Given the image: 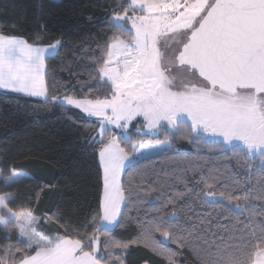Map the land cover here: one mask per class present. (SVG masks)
I'll use <instances>...</instances> for the list:
<instances>
[{"label": "snow or ice", "instance_id": "1", "mask_svg": "<svg viewBox=\"0 0 264 264\" xmlns=\"http://www.w3.org/2000/svg\"><path fill=\"white\" fill-rule=\"evenodd\" d=\"M117 7L121 11L113 14L116 34L104 44L95 68V78L110 89V95L63 98L67 105L99 119V140L92 138L102 145L103 195L98 221L93 219L91 232L69 230L73 234L46 236L37 231L39 220L30 205L14 209L11 204L16 197L0 194V231L18 233L16 244L0 252V264H108L117 250L125 252L141 242L109 237L104 242L107 257L99 254L101 235L122 217L127 189L121 176L126 168L139 164L133 154L160 146V142L137 144L128 135H113V125L126 131L142 117L149 132L166 125L173 133H185L186 138H222L217 141L221 147L242 150L247 157L258 153L264 162V0H128ZM60 44L56 40L42 47L0 32V89L49 99L45 61L57 54ZM24 178L26 174L15 169L7 176L0 172L5 187ZM201 182L204 189L199 193L188 192L203 197L213 210H234L217 200L213 184ZM184 195L165 204L173 207L168 228L180 219L175 206ZM220 197L241 209L236 203L240 197L224 192ZM212 215L209 212L190 230L185 229L186 236L180 241L171 239L159 222L148 227L141 239L168 264H175V253L156 244L155 232L180 247L189 244L202 264H264V221L257 223L250 217L242 227L233 225L231 230L217 221L229 233L223 237L211 231Z\"/></svg>", "mask_w": 264, "mask_h": 264}, {"label": "trees", "instance_id": "2", "mask_svg": "<svg viewBox=\"0 0 264 264\" xmlns=\"http://www.w3.org/2000/svg\"><path fill=\"white\" fill-rule=\"evenodd\" d=\"M127 3L128 0H0V32L39 46L61 41L57 54L45 61L49 99L0 90V172L7 175L15 169L27 173V178L11 187L0 181V194L12 193L16 197L11 204L14 209L30 205L39 220L37 231L46 236L73 234L69 230L91 232L93 219L98 221L101 213L102 145L92 139L99 140V123L50 98L67 95L102 99L110 95V89L95 78L96 61L103 55L104 44L116 34L113 14L121 11L117 5ZM141 129V121L136 120L126 134L114 129L112 134L128 135L134 143L167 140L169 148L138 160L136 167L130 166L122 174L121 181L127 189L122 217L117 226L101 235L99 254L107 257L104 242L109 237L141 242L125 252L117 250L108 264H168L141 239L146 229L158 222L164 224L171 239L180 241L186 236L184 230H190L209 212L213 214L211 231L223 237L229 233L217 221L229 230L233 225L242 227L250 217L257 223L264 221V162L260 156L247 157L242 150L233 151L218 142H205L204 138H186L185 133L148 138L137 133ZM202 180L213 184L217 200L234 210H213L203 197L193 195L204 189ZM221 192L240 197L236 203L243 211L220 197ZM180 193L185 194L175 206L180 219L168 228L166 222L173 207L165 204ZM153 240L175 253V264H202L189 244L180 247L159 232L153 234ZM16 241V231H0V252Z\"/></svg>", "mask_w": 264, "mask_h": 264}, {"label": "rangeland", "instance_id": "3", "mask_svg": "<svg viewBox=\"0 0 264 264\" xmlns=\"http://www.w3.org/2000/svg\"><path fill=\"white\" fill-rule=\"evenodd\" d=\"M53 1H57V0H53ZM131 15V14H130ZM42 47H47V46H42ZM1 91H11L10 89H0ZM13 92V91H12ZM17 93V92H16ZM18 94H22V95H26V94H24V93H18ZM26 96H29V95H26ZM31 97H35V98H41V99H45V97H43V96H31ZM58 99H57V101L59 102V103H61L62 105H64V106H67V107H70V108H73V109H75V110H77L79 113H80V115L82 116V117H84V118H87V119H92V120H94V121H96V122H98L99 123V119L97 118V117H89L85 112H83L81 109H78V108H76L75 106H73V105H67V103L66 102H64V100H63V98H64V96H59V97H57ZM75 99V98H74ZM136 120H140L141 121V124H142V129L141 130H137V133H140V134H143V135H145L146 137H150V138H152V137H156L157 135H159V134H162V135H165L166 133H171L172 132V130L171 129H168L167 128V126L166 125H163V126H161L158 130H154V131H152V132H149V130L147 129V127L145 126V121L143 120V118L142 117H137L134 121H136ZM134 121H132L131 123H133ZM131 123L129 124V126L131 125ZM189 124H190V121L188 122ZM111 128L112 129H114V130H116V131H121L123 134H126V132H127V130L125 131L124 129H117V128H115V126L113 125V126H111ZM129 128V127H128ZM160 132V133H159ZM205 140H208V141H212V142H217V141H219V140H221L222 138H211V137H206V138H204ZM160 142V146L159 147H156V148H151V149H145V150H142V152L140 153V154H133L134 155V157H135V160H141V159H144V158H147V157H150V156H153V155H155V154H158V153H160L161 151H163V150H165V149H168L169 148V145H168V143H167V140H163V141H159ZM145 143H147V142H145ZM152 144H157V142H151ZM238 143V142H237ZM137 144H139V143H137ZM252 156H259V154L258 153H255V154H253ZM251 156V157H252ZM99 165H100V168H101V164H100V158H99ZM20 172H23V171H20ZM101 172L103 173V169L101 168ZM23 173H25L26 174V176H27V173L26 172H23ZM10 174V172L7 174V175H9ZM7 175H5V176H7ZM102 179H103V174H102ZM123 204V203H122ZM121 207H122V205H121ZM50 237H52V236H50ZM17 238H18V233H17Z\"/></svg>", "mask_w": 264, "mask_h": 264}, {"label": "crops", "instance_id": "4", "mask_svg": "<svg viewBox=\"0 0 264 264\" xmlns=\"http://www.w3.org/2000/svg\"><path fill=\"white\" fill-rule=\"evenodd\" d=\"M101 168H102V166H101ZM102 195H103V179H102V194H101V198H102Z\"/></svg>", "mask_w": 264, "mask_h": 264}]
</instances>
